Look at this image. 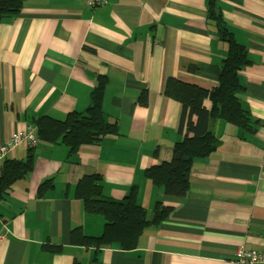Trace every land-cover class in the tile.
Returning <instances> with one entry per match:
<instances>
[{"label":"crops","instance_id":"1","mask_svg":"<svg viewBox=\"0 0 264 264\" xmlns=\"http://www.w3.org/2000/svg\"><path fill=\"white\" fill-rule=\"evenodd\" d=\"M218 2L247 49L241 102L261 126L241 141L235 128L213 123L222 144L195 161L184 198L165 195L144 172L169 162L182 138V106L164 95L167 80L218 86L228 45L207 19V0H108L95 8L25 0L0 23V145L34 119L85 115L98 78L107 81L103 111L118 126L117 135L74 155L39 142L32 172L0 202V264H235L240 248L264 251V0ZM27 152L22 145L6 158L23 161ZM93 174L116 201L137 186L149 221L156 202L172 208L170 217L147 228L133 250L71 244L76 228L91 238L104 232L103 218L86 213L75 195L78 181ZM49 179L54 187L39 197Z\"/></svg>","mask_w":264,"mask_h":264},{"label":"trees","instance_id":"2","mask_svg":"<svg viewBox=\"0 0 264 264\" xmlns=\"http://www.w3.org/2000/svg\"><path fill=\"white\" fill-rule=\"evenodd\" d=\"M218 1L207 0V19L215 25L219 39L228 45L218 86L207 90L174 78H170L165 84L164 95L182 106L179 125L182 138L173 147L172 159L149 167L145 170L144 177L155 187L162 188L169 197H186L195 161L207 159L221 146V138L211 129L213 123L223 122L235 128L237 138L241 141L255 135L261 126V122L241 102L245 89L239 81V74L251 66L247 49L230 32ZM24 2L25 0H1L0 23L19 14ZM106 85L104 78L97 79L85 115L70 113L62 120L49 116L34 119L29 127L34 129L38 141L64 145L69 149V155H74L84 147L99 146L104 138L117 135V123L110 122L103 111ZM205 101L211 103L209 110L204 106ZM147 102V93H143L139 104L146 106ZM35 149L36 146L29 147L23 161L8 158L3 161L0 170V202L11 194L15 183L32 172ZM102 180V175L99 174L83 176L77 183L75 195L86 213L103 218L104 232L101 237L91 238L85 236L80 228H76L71 233V244L98 250L111 246L133 250L147 228L159 225L170 217L172 208L156 202L153 218L149 221L146 210L138 204L137 186H132L123 200L116 201L104 194ZM53 187L51 179L44 181L38 190L39 197ZM46 248L53 252L59 250Z\"/></svg>","mask_w":264,"mask_h":264},{"label":"built area","instance_id":"3","mask_svg":"<svg viewBox=\"0 0 264 264\" xmlns=\"http://www.w3.org/2000/svg\"><path fill=\"white\" fill-rule=\"evenodd\" d=\"M85 1L91 8L102 6L108 2V0ZM38 142L39 141L32 127H27V129L22 132L14 133L6 143L0 145V160L6 158L10 152L22 145H25L28 148L35 147L38 145ZM5 238V234H0V245ZM235 264H264V251L240 248L235 256Z\"/></svg>","mask_w":264,"mask_h":264},{"label":"rangeland","instance_id":"4","mask_svg":"<svg viewBox=\"0 0 264 264\" xmlns=\"http://www.w3.org/2000/svg\"><path fill=\"white\" fill-rule=\"evenodd\" d=\"M13 134H14V133H13ZM13 134H12V135H13ZM12 135H11V136H12ZM1 145H2V144H1Z\"/></svg>","mask_w":264,"mask_h":264}]
</instances>
